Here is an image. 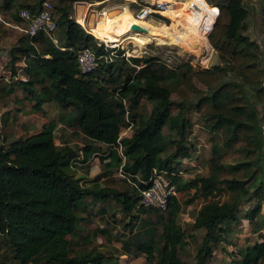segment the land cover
I'll return each mask as SVG.
<instances>
[{"label":"trees","instance_id":"1","mask_svg":"<svg viewBox=\"0 0 264 264\" xmlns=\"http://www.w3.org/2000/svg\"><path fill=\"white\" fill-rule=\"evenodd\" d=\"M46 1L4 0L0 10H11L19 16L23 9L33 13L40 10ZM53 1L63 42L56 46L46 34L32 38L24 30L18 45L11 51L9 63L15 74L17 64L27 62L29 78L16 83L13 79H2L0 104L7 107L8 98L20 87L26 92V99L34 103L38 115H44L46 104L74 109V120L70 121L72 128L79 129L87 140L109 149L122 147L126 162L120 154L114 153L113 163L116 167L121 166L124 175L131 177L134 184L122 181L121 184H126L123 192L119 191L121 184L111 183L109 187L96 183L87 185L83 182L85 179L77 178L72 170L79 154L59 146L54 124L10 144L6 142L12 126L7 125L2 131L5 142L0 145V241L6 244L7 254L0 264H106L113 257L104 251H75L80 250L76 237L81 225L89 220L84 214L91 213L87 200L105 203L113 199L121 204L125 214L147 215L152 209L138 205L155 170L175 174L180 193L196 190L187 204L197 198L208 200L222 190L220 186L229 191L223 203L211 201L203 205L195 220L194 228L206 231L196 264H208L215 247L229 241L231 223L240 225L243 219L255 223L264 202V180L258 186L254 185L256 181L248 186L256 175L254 173L246 180V172L242 171L244 168L248 171L251 163L234 168L227 160L233 147L243 143L246 158L254 164L259 163L264 147V111L260 119L258 112L246 101L242 85L224 81L229 74L236 75L255 90L264 103V68L258 66L260 58L256 43L244 34L249 17L245 0H206L214 13L213 31L208 33V39L223 65L204 71H196L189 64L176 70L168 69L166 65L154 69L157 62L148 60L137 70L141 60L131 59L136 69L124 81L121 79L123 67L118 61L105 65V59L112 51L106 50L104 44L70 18L73 3L106 0ZM261 1L264 12V0ZM4 28L0 25V33ZM115 39L124 38L118 35ZM86 48L96 54L99 67L94 73L82 75L77 59L79 52ZM122 53L119 51L120 55ZM103 68L112 74L109 79L112 87L101 86L96 80V72ZM37 88H41L39 92ZM173 94L184 101H192L191 95L199 97L190 106V111L200 116L196 123L187 118L188 109H182L178 115L171 113ZM141 98L156 103L147 116L139 105ZM127 125L134 127L132 138L121 137L122 128ZM197 126L201 128L199 137L210 138L212 146L216 134H221L223 147H212L208 176L186 180L181 175L182 166L175 163L181 158H191L197 152L196 144L191 142ZM165 127L174 135L166 136ZM169 144L176 145V149L163 157ZM90 157L87 153L83 163ZM101 162L105 164L104 157ZM254 198L258 199L256 207L239 218V207L242 203H251ZM101 211L107 212L104 208ZM182 212L183 204L174 197L168 218L160 217L163 221L161 246L152 239L141 242L135 235L123 245L125 251L135 258L144 257L147 264H185L180 254L188 243L185 232L178 225ZM225 222L226 226L222 227ZM257 227L258 224L255 228L259 230ZM107 233L104 229L100 231L102 236ZM83 239L86 246L91 244L86 237ZM231 264H264V240L243 247Z\"/></svg>","mask_w":264,"mask_h":264},{"label":"rangeland","instance_id":"2","mask_svg":"<svg viewBox=\"0 0 264 264\" xmlns=\"http://www.w3.org/2000/svg\"><path fill=\"white\" fill-rule=\"evenodd\" d=\"M56 9V4L53 0H49ZM139 4H141V0H137ZM186 0H178V5L176 6L175 10H183V2ZM206 1V0H205ZM152 2V1H150ZM207 2V1H206ZM180 3V4H179ZM77 3H73L72 10H71V17H74L77 11H75ZM92 4L93 7L90 11H97L103 12L105 8H122L127 7L131 13L135 14L139 11V5L135 3V0H106L104 2H93L88 3ZM208 4V2H207ZM4 5V0H0V7ZM209 5V4H208ZM257 7L253 9V15H258V20L255 21V25L252 31H245L244 34L247 36L251 41H254L257 45V51L260 58V62L258 66L262 69L264 68V12H263V4L261 0H258ZM245 6V4H244ZM96 7V8H95ZM132 9V10H131ZM257 11V12H255ZM2 12H9L2 15L0 20V25H4L5 28L0 33V53L9 51L16 47L19 42V38L24 35L23 31L26 30V25L22 23L19 19V16L11 11V10H4ZM1 12V13H2ZM218 15V14H217ZM213 16V13H212ZM157 22H163L166 24L167 27L172 26L171 17L170 19H166L163 16L155 17ZM214 26V24H213ZM211 31V30H210ZM209 31V33H210ZM258 31V32H257ZM118 35H123L125 39V35L123 33L116 34L112 38L111 43H109L108 48L112 51L111 57L107 56L105 59V65L113 64L114 62L118 61L119 65L123 67L121 79L124 81L125 77L129 74H133V70L136 69L135 63L131 61V59H140L141 62L137 67V70H140L144 67L145 62L148 60H154L157 64L154 65V69H156L160 65H166L168 69L176 70L181 67L183 64L191 65L196 71H204L213 69L217 66H221L222 61L219 57V54L216 50H214L213 55L211 57L210 63L208 67L202 66L199 62H194L191 58L181 55L180 52L172 50L171 47L167 45H157L151 44L147 46L140 54H130L135 50V46L133 44H127L124 46V39L123 40H116L115 37ZM58 43L54 44L56 46L60 45L63 42L62 31L60 28L56 31L53 35ZM51 40V39H50ZM209 40V39H208ZM52 41V40H51ZM100 44L107 45L106 43L98 40ZM117 42L122 44L121 47L115 46L113 43ZM129 46V47H128ZM8 51V52H7ZM119 51L123 52L121 55ZM4 55V54H2ZM9 54H6V57ZM5 57V56H3ZM123 61L125 64H123ZM103 63V64H104ZM4 65V64H3ZM15 68L16 73L13 74V67L10 65L9 62L0 68V81L2 79H13V81L19 82L21 79H28V75H26V70L21 69L23 67V63L17 64ZM25 70V71H24ZM96 80L98 81L99 85L112 87V84L109 83L111 73H108L106 68L103 71L96 72ZM120 74V73H119ZM115 75H118L116 73ZM118 77V76H117ZM225 83H239L242 85L244 93L246 95V101L249 103V106L252 110L258 112V116L260 119L263 117L264 111V103H262L255 90L251 87L245 85L244 81L237 77L234 74H229L225 78ZM120 83H122L120 81ZM16 93L12 94L8 98V106L3 107L0 104V145L3 144L5 141L3 140L2 131L9 125L11 128V135L7 139V144L12 143L18 139H24L32 134L38 133L41 130H45L46 127H49L51 124H54L56 127L54 129V133L56 135V142L62 148L71 149L77 153H80L79 157L82 159L81 151H84L88 148V143H86L85 139L82 138L80 135H76L73 132L71 120H74V109L65 110L63 108L58 107L56 104H48L43 110V116L40 114H35L34 112V103L28 101L26 99V92L21 89L20 87L16 88ZM41 88H37L36 91L39 92ZM201 89L205 90L201 87ZM206 91V90H205ZM192 101H184L181 99L177 94H173L172 101L173 106L171 109V113L173 115H178L182 109H188L187 118L191 120V122L196 123L199 119V115L197 113H192L190 110V106L198 100V96L191 95ZM128 107L130 104H126ZM139 105L142 106V111L145 112L147 116L154 107H156V103L147 100L146 98H141L139 100ZM130 119V118H129ZM201 128L199 126L194 128V135L191 137V142L196 144L197 150V157L199 160L202 161L200 164V168L198 169L199 172L191 173L192 177L198 176H208L210 174L211 169V158L213 157L212 147L216 145L222 149L223 147V139L221 134H216V141H214L213 146L209 142L210 138H203L199 137ZM164 134L167 135H174L168 127H165ZM199 138V139H198ZM167 141V139H166ZM170 143V141H168ZM170 147L166 156L168 157L173 151L176 149V145L172 146L169 144ZM215 145V146H214ZM264 145V139H263ZM87 147V148H86ZM82 149V150H81ZM230 157L227 159L229 164L234 167L238 168L243 163H251V167L247 169H243L242 171L246 172V180L249 179L255 173L254 181L250 182L248 186H251L253 182H255V186H258L260 181L264 180V147L262 151V158L259 163H252L251 159L246 158V153L243 151V143L236 144L233 147V151L230 153ZM93 162V163H92ZM92 166L87 165L84 167L76 168L75 164H72V170L77 172L78 177H81L86 172L85 170L89 166V168L93 167V169L103 167L99 164L98 159L96 157L92 160ZM197 164V163H196ZM199 166V164H197ZM100 169V170H101ZM181 171L185 172L189 170L187 166H183L180 168ZM188 173V172H187ZM102 175V174H100ZM118 177V174H116ZM186 175V174H185ZM190 175V174H189ZM104 177V175H102ZM121 181H124L120 178ZM131 182L133 180L130 178ZM130 185V184H129ZM133 185V184H132ZM110 185H107L109 187ZM119 191H124L126 184H121L118 186ZM117 187V188H118ZM220 191H218L215 196L209 198L208 200L204 198H197L193 200L191 204H187L186 202L192 198L195 194L193 190H188L186 192L180 193L178 195V199H180L181 203L183 204V212L179 216L178 225L179 227L185 232L186 240L188 245L186 248L181 252L180 256L182 261L185 264H196V258L198 251L201 247L202 240L206 234L205 230H197L194 228L196 217L207 202L215 201L223 203L226 201L229 191L224 188V186H220ZM257 198L251 203H242V205L238 209V217L243 218L244 215L249 213L251 210L254 209L257 205ZM104 209H106V213L102 214L103 217H94L91 222H85L81 225V231L78 232L76 239L80 242V250L75 249L76 252H90L94 249L101 250L106 252L108 255L115 254L121 256L122 252H126L123 245L131 240L133 236L138 235V238L141 242L147 240H154L161 246V238L163 233V221L160 220V217H163L164 220L168 218V212L161 213L156 210H150L147 215L143 214H125L122 210L121 204H118L114 200H110L109 202L104 203ZM84 216H88V214H84ZM134 216L136 218H134ZM91 220V219H89ZM109 223V224H108ZM258 224L259 230H256V225ZM264 202L262 204V212L258 215L257 220L255 223H250L247 220H242L241 224L231 223V236L229 237V241L227 240L225 243H221L215 247V252L213 258L208 262V264H231L233 258L238 256V252L246 246L253 245L258 241L264 240ZM226 226V222L223 224L222 227ZM263 228H262V227ZM107 230L108 235L102 237L100 235L101 230ZM149 233V234H148ZM87 238L91 241L89 246H86L84 243L83 238ZM134 241V240H133ZM0 241V261L4 259L5 254H7V248ZM123 255V254H122ZM159 256V252H157ZM123 257V256H121ZM120 257V258H121ZM116 262H120V260L110 259L107 260L108 264H115Z\"/></svg>","mask_w":264,"mask_h":264},{"label":"bare ground","instance_id":"3","mask_svg":"<svg viewBox=\"0 0 264 264\" xmlns=\"http://www.w3.org/2000/svg\"><path fill=\"white\" fill-rule=\"evenodd\" d=\"M150 1L168 4L159 13L168 20L171 17V28L163 22H157L155 18L137 19L127 7H111L97 12L90 11L92 4L80 3L76 18L91 35L107 45L111 43L114 35L123 33L124 46L133 44L136 47L130 52L132 55L140 54L151 44L167 45L205 68L210 66L214 48L208 40V33L214 24V13L207 2L186 0L182 4L183 10H175L178 0ZM86 11H89L87 19Z\"/></svg>","mask_w":264,"mask_h":264},{"label":"built area","instance_id":"4","mask_svg":"<svg viewBox=\"0 0 264 264\" xmlns=\"http://www.w3.org/2000/svg\"><path fill=\"white\" fill-rule=\"evenodd\" d=\"M135 3L138 4L140 8L134 15L140 20L159 17L161 16L159 13L160 10L168 7L166 3L150 2V0H141V4L135 0ZM79 4L80 3L77 5ZM88 13L89 11H86V19ZM76 14L75 19L74 17L70 18L78 23ZM19 19L27 26L26 32L30 37L34 38L40 34H46L54 44L58 43V41L53 38V35L58 30L56 9L49 0L43 4L40 10L34 13L26 9L21 10ZM83 28L89 33L85 27ZM105 47L106 50L110 49L108 45H105ZM111 54L112 53H110L109 57L112 56ZM77 60L82 75L94 73L99 67V59L90 48L80 51ZM181 175L183 176V173H181ZM174 177L175 174H170L167 171L155 170L149 187L141 194L138 207L156 210L161 213L168 212L171 200L179 195L178 186Z\"/></svg>","mask_w":264,"mask_h":264},{"label":"crops","instance_id":"5","mask_svg":"<svg viewBox=\"0 0 264 264\" xmlns=\"http://www.w3.org/2000/svg\"><path fill=\"white\" fill-rule=\"evenodd\" d=\"M177 3H178V1H177ZM77 4H76V8L78 6ZM86 4H88V3H86ZM244 4H245V7L249 11V17H248V21H247V31L250 32V31L253 30V27L255 25V21L258 20V15H255V16L253 15L252 11H253L254 7H252V6H255L257 8H259L260 6L257 5L258 4V0H245ZM76 11H77V9H76ZM1 12L2 11L0 10V20H1L2 15L6 14V13H9V12H2V13ZM255 12H257V11H255ZM76 17H77V14H76ZM2 54H4V55H2ZM6 54H9L7 56H9L11 58V52L10 51L8 53L1 52L0 53V68L3 67L6 64V62L10 61V58L6 57ZM3 56H5V57H3ZM47 58H49V57H47ZM22 63H23V67H21V69L27 70V62L23 61ZM17 68H19V67H17ZM26 75H27V71H26ZM47 105L48 104H46L43 107V110H44V108ZM34 112L36 114L35 109H34ZM73 132L76 135H80L82 138H84L86 143H88V145H89L88 148L86 147L87 149H85L84 151H81V155L83 157H82V159H81V157H78L77 160L75 161V165L74 166H76V168H78V166L79 167H84V166H87V165H90V164L92 166V163H93L92 160L96 157V159H98L99 164L103 167V169L96 168V167L93 169V167L89 168V166H88L87 169L85 170L86 173L84 175H82L81 177H78L77 172L74 171L76 173V177L77 178L85 179L83 182H86L87 185H94V183H96V184H100V185H102L104 187L106 185H108V184H111V183L114 184V185L115 184H121L122 181L120 180V178L122 180H127L131 184H134L130 180L131 177H127L126 175H124L121 166L120 167H116L117 165L113 163L114 153H117L118 155L120 154V156L123 157L124 163L126 162V158L123 155L122 147H120L119 150L109 149L106 145L94 143V142H92L90 140H87L80 133L79 129H77V128H73ZM133 135H134V127L133 126L127 125V126H124L122 128V133H121V137L122 138H132ZM201 139H202V137H201ZM211 145H212V143H211ZM197 152H199V151L197 150ZM197 152L193 153L191 158H188V159L187 158H181V159L177 160L176 163H175V165H177L179 163L180 166H182V167L183 166H187L188 167L189 170H186L185 172H182L183 173V178L186 179V180H189V179L193 178L191 173L193 174L195 172H199L198 169L200 168V164H202V161L198 159L197 154H196ZM87 153H90L91 157L87 161V163H83V160L86 159V154ZM78 154H80V153H78ZM166 154L163 157H167ZM101 157H104L105 164L101 162ZM196 163L199 164V166ZM189 172H191V173H189ZM100 174L104 175V177L102 175H100ZM116 174H118V177H116L117 176ZM193 191L196 192L195 189ZM87 201L88 202H87L86 205L88 206V209L91 212L88 215L89 216L88 219H91V220H88V221L91 222L94 217H98V216L103 217L102 216L103 212L101 210L104 208V203L103 202L95 203L94 199H89ZM108 234L109 233H107L104 236L106 237ZM104 236H102V237H104ZM120 255L123 256V257L115 255V254H111V253L109 254L110 257H113V258H110V259H113V260L118 259V260H120V262H116L115 264H147V262H146L144 257L135 258L133 256V254H128L127 252H122ZM110 259H109V261H110ZM106 264H108V263H106Z\"/></svg>","mask_w":264,"mask_h":264},{"label":"water","instance_id":"6","mask_svg":"<svg viewBox=\"0 0 264 264\" xmlns=\"http://www.w3.org/2000/svg\"><path fill=\"white\" fill-rule=\"evenodd\" d=\"M214 28H215V27H214ZM214 28H213V29H214ZM212 31H213V30H212ZM212 31H211V32H212Z\"/></svg>","mask_w":264,"mask_h":264}]
</instances>
